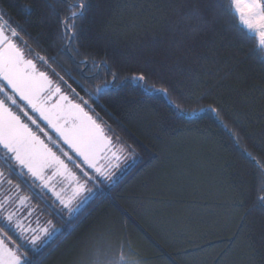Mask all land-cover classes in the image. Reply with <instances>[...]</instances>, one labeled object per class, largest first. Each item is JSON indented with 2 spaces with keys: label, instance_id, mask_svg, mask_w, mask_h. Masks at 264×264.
<instances>
[{
  "label": "trees",
  "instance_id": "1",
  "mask_svg": "<svg viewBox=\"0 0 264 264\" xmlns=\"http://www.w3.org/2000/svg\"><path fill=\"white\" fill-rule=\"evenodd\" d=\"M29 3L32 0H0L19 23L28 18L19 5ZM111 3L106 23L100 26L111 46L105 48L89 33L82 43L91 45L98 59L107 53L122 77L155 69L173 82L183 79L191 94L196 86L189 77L199 74L195 97L205 94V98L199 102L194 98L182 107L199 112L210 104L219 105L221 119L237 141L209 118L210 113L178 117L162 97L133 94L131 89L112 92L100 102L106 110L97 106L96 112L124 140L139 145L142 163L115 187L105 189L104 197L93 200L74 221V231H65L39 253L29 251V258L33 264H264L259 252L246 247L247 228H241L242 218L246 223L261 219V212L255 210L256 196L264 191V97L260 91L264 89V52L259 50L258 38L222 14L215 25L191 31V12L203 8L197 0ZM37 14L31 15L33 22ZM201 15L209 14L202 11ZM85 28L100 30L91 14ZM29 31L35 35L39 29ZM60 62L80 79L70 62ZM177 63L184 76L175 67L169 70ZM121 97L132 103L121 106L117 102ZM174 165L184 169V175L175 172L178 179L164 180L166 186L161 187ZM222 168L232 174L237 187L221 175ZM236 202L244 207H233ZM35 204L44 207L38 199ZM44 215L53 227L65 229L66 217L51 209Z\"/></svg>",
  "mask_w": 264,
  "mask_h": 264
},
{
  "label": "snow or ice",
  "instance_id": "2",
  "mask_svg": "<svg viewBox=\"0 0 264 264\" xmlns=\"http://www.w3.org/2000/svg\"><path fill=\"white\" fill-rule=\"evenodd\" d=\"M197 3L203 8L191 12V31L215 25L219 22L217 15L222 14L257 37L259 50L264 52V0ZM112 7L111 0L95 4L93 0H43L39 4L32 0L19 5L20 12L28 14L24 23H19L0 5V264H33L29 251L39 253L65 231H74V221L87 206L104 197L105 189L115 187L142 163L139 145L124 140L96 112L97 106L106 110L100 103L104 97L125 89L149 98L162 97L178 117L197 115L195 109L186 111L182 104L205 98V94L195 97L201 83L199 74L189 77L190 84L196 87L187 94L189 89L183 79L173 82L157 75L155 69L122 77L107 53L98 59V54L90 50L91 45L86 47L82 40L89 33L105 48L111 46L112 41L101 35L100 26L106 23ZM202 11L209 15H201ZM32 14H37L34 22ZM90 14L93 24L100 29L97 32L85 28ZM31 27L39 31L33 35ZM61 59L74 66L80 79ZM172 67L179 69V64L170 66V71ZM177 74L185 73L179 69ZM260 91L264 97V89ZM117 102L121 106L132 103L127 97ZM199 113H210L209 118L237 141L221 119L223 109L219 105L210 104L200 108ZM241 151L252 160L246 151ZM173 168L174 172L162 179L161 187L166 186L164 180L178 179L175 172L184 175V169L178 165ZM221 175L228 178L232 187L238 186L224 168ZM26 189L31 195L25 194ZM85 192L87 195H82ZM37 199L44 204L43 208L34 203ZM256 201L255 210L261 212V219L246 223L242 218L241 228H247L246 247L264 258V191L256 196ZM233 207L244 204L236 202ZM46 209L62 219L66 217L65 229L52 227V220L41 221Z\"/></svg>",
  "mask_w": 264,
  "mask_h": 264
},
{
  "label": "flooded vegetation",
  "instance_id": "3",
  "mask_svg": "<svg viewBox=\"0 0 264 264\" xmlns=\"http://www.w3.org/2000/svg\"><path fill=\"white\" fill-rule=\"evenodd\" d=\"M89 187V186H88ZM90 188V187H89ZM82 195H87V192H85V193H82ZM37 201V200H36ZM44 220H47V216L46 215H43L42 217H41V221H44ZM52 227H53V224H52ZM57 229H59V228H57ZM41 239H43V237H41ZM40 243V241H37V244H39ZM51 244V243H50ZM49 244V245H50ZM47 247V246H46ZM45 247V248H46Z\"/></svg>",
  "mask_w": 264,
  "mask_h": 264
},
{
  "label": "rangeland",
  "instance_id": "4",
  "mask_svg": "<svg viewBox=\"0 0 264 264\" xmlns=\"http://www.w3.org/2000/svg\"><path fill=\"white\" fill-rule=\"evenodd\" d=\"M25 194H27V195H31V192L30 191H28L27 189L25 190ZM36 201H34V203H35ZM104 263L106 262V261H103ZM103 262H99V264H104Z\"/></svg>",
  "mask_w": 264,
  "mask_h": 264
},
{
  "label": "water",
  "instance_id": "5",
  "mask_svg": "<svg viewBox=\"0 0 264 264\" xmlns=\"http://www.w3.org/2000/svg\"><path fill=\"white\" fill-rule=\"evenodd\" d=\"M199 114V112H197Z\"/></svg>",
  "mask_w": 264,
  "mask_h": 264
}]
</instances>
